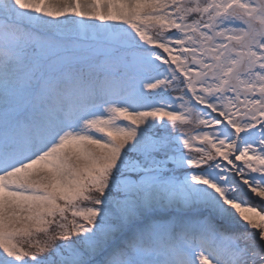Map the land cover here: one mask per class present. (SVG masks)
<instances>
[{"label":"snow or ice","instance_id":"snow-or-ice-1","mask_svg":"<svg viewBox=\"0 0 264 264\" xmlns=\"http://www.w3.org/2000/svg\"><path fill=\"white\" fill-rule=\"evenodd\" d=\"M0 264H264V0H0Z\"/></svg>","mask_w":264,"mask_h":264}]
</instances>
